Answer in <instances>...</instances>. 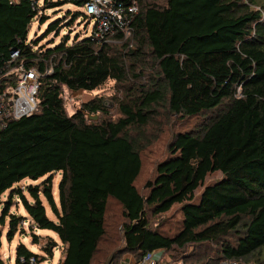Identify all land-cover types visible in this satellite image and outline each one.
<instances>
[{"label": "trees", "instance_id": "trees-1", "mask_svg": "<svg viewBox=\"0 0 264 264\" xmlns=\"http://www.w3.org/2000/svg\"><path fill=\"white\" fill-rule=\"evenodd\" d=\"M87 1L0 0V55L8 58L18 48L19 61L42 72L53 68L40 79L39 109L0 131V199L11 190L32 229L57 234L64 247L58 264H93L108 234L111 201L122 207L125 220L123 244L108 264H118L121 253L138 262L145 252L161 248L168 262L264 264V0H139L133 37L117 35L119 44L100 43L94 35L71 43L66 37L47 48L28 41L33 19H48L41 7L66 2L84 7ZM79 16L75 11L67 17L72 23ZM62 21L50 23L47 31ZM147 70L150 80L130 86L127 99L119 101L118 120L88 118L108 114L102 98L84 102L72 114L65 106V88L90 92L109 80H138ZM161 109L180 120L203 115L205 121L196 131L176 134L170 156L141 191L143 148L129 128L156 123ZM56 172L62 174L58 202ZM214 172L222 178L197 198ZM43 177L41 184L15 188L25 178ZM41 194L56 220L48 216ZM177 204L182 213L177 231L152 227L149 211L159 216ZM7 217L12 240L25 218L5 205L0 222ZM210 244L219 250L207 263L200 252L186 251ZM56 246L55 240L45 245L46 256L40 257L22 243L16 261L40 262L52 257Z\"/></svg>", "mask_w": 264, "mask_h": 264}, {"label": "rangeland", "instance_id": "rangeland-1", "mask_svg": "<svg viewBox=\"0 0 264 264\" xmlns=\"http://www.w3.org/2000/svg\"><path fill=\"white\" fill-rule=\"evenodd\" d=\"M52 2H58L60 0H50ZM43 0H40L42 4ZM41 13L46 14L48 19L44 23H40L38 19H33L29 32L28 41H33L36 47H52L66 37L69 38L68 43H71L75 39H82L90 36L93 31L94 18L87 16L82 6L75 5L70 2H66L60 5H54L47 9L41 7ZM78 11L80 16L71 23L70 17H67L70 13ZM67 18V19H66ZM57 19L63 20L57 29L48 32V26L50 23ZM115 43V42H112ZM119 44V42H117ZM115 43V44H117ZM150 70L146 71L145 77L138 80H130L124 84H117L114 80L107 81L102 87L94 91L76 90L75 94H71L68 98H64L65 106L70 114L74 113L77 108L81 107L84 102H88L95 98H102L103 104L106 107L108 114L103 115L98 113L99 119L118 120L123 116L120 110L119 101L126 100L129 87H138L146 84L150 80ZM66 96V92L64 91ZM203 116V115H202ZM202 116L190 117L185 120H180L178 117L170 116L163 109L159 110L156 123L147 125L144 128L131 127L129 132L133 137H136L139 143L142 145L141 157H142V170L140 180L137 185L141 191H143V185L148 179H153L156 175V166L158 163L170 156L169 145L174 140L177 133L199 129L200 125L204 123ZM46 177L39 180H33L31 178H25L19 183L15 184V188H26L29 185H38L43 182ZM62 178L61 172H56L52 175L53 181V193L56 201L59 200L58 185ZM222 178L221 172H214L207 176L205 183L201 186L197 192V198L201 194L204 187ZM26 196L32 200L28 191H24ZM41 197L46 205L47 214L51 219L56 220L47 200L41 194ZM8 200H12L8 204ZM5 205H9L10 212L24 216L25 220L21 222L17 232L12 240L7 236L9 229V220L7 217L5 224L0 222V264H19L16 261L17 247L20 244L26 245L33 252L39 254V256H46L43 247L49 245L52 241L57 242L56 247H52L53 256H47L44 260L31 264H58L64 255V247L59 240L57 234L48 229H41L34 227L32 229L31 219L26 213L21 199L14 195L11 196V190H7L0 199V216ZM181 206L175 205L169 212L154 216L152 211H149L153 228H159L165 233L173 234L177 231L180 221L182 219ZM107 228L108 234L106 239L100 244L99 250L95 255L93 264H108L109 259L113 252H117L123 244V232L122 222L125 220L122 212V207L116 202L111 201L107 213ZM38 236V242L34 243V235ZM218 245H191L187 247L186 251L189 254H195L200 252V256H205V263L209 261V258L216 256L218 251ZM126 256V257H125ZM39 257V258H40ZM130 258L134 256L130 253L123 255L122 253L116 257L118 264H128ZM254 259L253 257L251 258ZM251 261V260H250ZM241 264H246L245 261H240ZM114 264V263H113ZM257 264V262H254Z\"/></svg>", "mask_w": 264, "mask_h": 264}, {"label": "built area", "instance_id": "built-area-1", "mask_svg": "<svg viewBox=\"0 0 264 264\" xmlns=\"http://www.w3.org/2000/svg\"><path fill=\"white\" fill-rule=\"evenodd\" d=\"M88 17L94 18L91 35L100 43L116 42V36L129 40L134 34V22L140 12L139 0H88L84 5ZM21 52L11 50L9 57L0 55V131L10 122L29 116L39 109L38 90L40 79L53 71L52 67L42 72L19 61ZM62 97L68 98L70 91L65 88ZM75 94L76 90L71 91ZM166 250L156 249L144 253L140 261L130 258L128 264H184L182 259H164ZM23 260V259H22ZM31 262H35L32 258ZM219 264H241L236 260H223Z\"/></svg>", "mask_w": 264, "mask_h": 264}, {"label": "water", "instance_id": "water-1", "mask_svg": "<svg viewBox=\"0 0 264 264\" xmlns=\"http://www.w3.org/2000/svg\"><path fill=\"white\" fill-rule=\"evenodd\" d=\"M88 118L96 121L99 119V115H88Z\"/></svg>", "mask_w": 264, "mask_h": 264}, {"label": "crops", "instance_id": "crops-1", "mask_svg": "<svg viewBox=\"0 0 264 264\" xmlns=\"http://www.w3.org/2000/svg\"><path fill=\"white\" fill-rule=\"evenodd\" d=\"M126 257V256H125Z\"/></svg>", "mask_w": 264, "mask_h": 264}]
</instances>
